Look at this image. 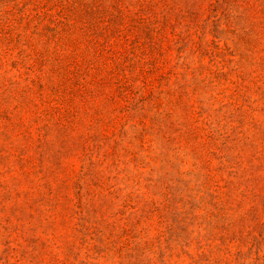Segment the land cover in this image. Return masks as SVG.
Instances as JSON below:
<instances>
[{"label":"rangeland","instance_id":"rangeland-1","mask_svg":"<svg viewBox=\"0 0 264 264\" xmlns=\"http://www.w3.org/2000/svg\"><path fill=\"white\" fill-rule=\"evenodd\" d=\"M0 264H264V0H0Z\"/></svg>","mask_w":264,"mask_h":264}]
</instances>
